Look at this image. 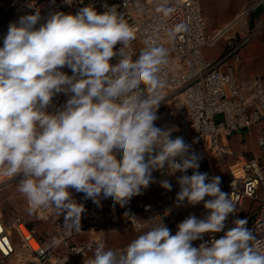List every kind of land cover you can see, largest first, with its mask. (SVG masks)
<instances>
[{"label": "clouds", "instance_id": "9594fccd", "mask_svg": "<svg viewBox=\"0 0 264 264\" xmlns=\"http://www.w3.org/2000/svg\"><path fill=\"white\" fill-rule=\"evenodd\" d=\"M156 12L167 17L174 8L164 0ZM41 19L38 10L21 16L0 47V175L20 177L17 190L29 211L51 207L79 230L85 209L69 189L98 206L103 197L123 207L156 182L154 171L179 172L177 204L195 206L210 197L204 202L209 215H190L175 235L162 218L158 224L157 217L144 220L135 229L146 230L124 250H106L98 241L86 264H264L245 219L235 220L210 246L192 244L223 231L236 205L221 190L220 177L198 171L200 158L183 137L155 126L167 49L145 41L133 60L137 30L115 7L98 14L90 5L75 15L56 12ZM116 56L118 62L110 63ZM65 66L71 76L61 71ZM59 93L69 98L49 112ZM159 183L171 191L169 180Z\"/></svg>", "mask_w": 264, "mask_h": 264}, {"label": "built area", "instance_id": "2783aa9c", "mask_svg": "<svg viewBox=\"0 0 264 264\" xmlns=\"http://www.w3.org/2000/svg\"><path fill=\"white\" fill-rule=\"evenodd\" d=\"M161 3L164 0H71V3L66 0H0V47H3L9 25L37 10L42 24L56 12L75 15L81 8L91 5L102 14L115 7L137 30V39L131 44L135 54L133 60L145 47V41L167 49L168 63L161 73L165 86L160 91L155 126L174 129L172 138L183 137L191 146L190 152L200 158L198 171L207 173L209 178L220 177L221 190L228 193L236 205L235 211L226 219L223 231L205 233L203 239L192 242L193 246L199 247L205 242L210 246L212 239L221 238L235 227V220L245 219L246 227L256 236L254 245L264 251V143H261L264 140V76L239 78L236 74L238 51L261 24L228 46L218 58L209 59L205 49L212 46L230 25L210 32L196 0H167V6L174 8L167 17L156 12ZM261 4L264 0L246 4L240 18L254 14ZM177 26H180L179 31ZM120 47L118 43L114 51ZM118 60L119 56L113 57L110 63L115 64ZM61 71L72 75L66 66ZM64 95L59 93L53 97L49 112L58 109ZM216 114L222 115L220 120L215 118ZM253 126L259 128L257 153L245 158L241 170L232 177L216 173L213 165L222 160L224 153L231 152L222 144L225 137ZM186 174L192 175V169ZM17 178L0 175V183ZM144 191L146 200L121 210L98 208L91 199L86 200L79 230L51 207L36 209L35 218L52 225L55 237L50 241L41 238L21 215L12 214L6 219L0 214V264H74L77 257L86 256L108 232L137 231L136 224L146 225L144 220L157 217L153 223H159L162 218L175 235L177 225L190 215L204 219L210 214L204 208V202L210 197L206 196L205 201L195 206L187 201L178 205L177 196L157 195L155 186ZM247 199H251V208L245 212ZM79 235L85 238H79Z\"/></svg>", "mask_w": 264, "mask_h": 264}, {"label": "crops", "instance_id": "0c3cea01", "mask_svg": "<svg viewBox=\"0 0 264 264\" xmlns=\"http://www.w3.org/2000/svg\"><path fill=\"white\" fill-rule=\"evenodd\" d=\"M205 17L207 27L210 32L218 29L230 27L227 29V35L222 39L216 41L212 47L205 49V55L209 59L218 58L223 51L230 45L237 43L247 32L253 31L261 24V27L252 35L251 39L243 45L239 53V63L236 74L239 78H247L253 75L264 76V10L258 16H251L248 19L240 18V13L244 6L256 0H196ZM259 132L258 126H253L247 130H241L227 135L222 142L226 150L230 153H224L220 162L213 165L216 173L223 175L226 178L236 175L242 168L245 158L257 153V134ZM155 183L149 186H155L157 195L163 197L177 196L180 186L177 183L179 172L175 175H166L161 171H154L152 173ZM167 179L171 183V191L165 190L160 186L159 181ZM72 192L73 199L78 203L84 205L88 199L84 198V193H77L74 189H69ZM142 189V194L131 198L129 203L123 207L114 203L112 198L100 199L98 208H115L118 210L135 205L138 201L147 199V195ZM57 215H60L57 213ZM30 225L36 230L38 235L48 241L55 237L52 225L49 221L38 220L29 217ZM158 224V223H157ZM142 228L140 232L145 231ZM140 232L134 230H119L111 231L103 235L100 241L106 245V250H114L117 253L124 250L127 245L135 239ZM79 238H85L79 235ZM95 248V246H94ZM94 248L86 255L76 258L74 264H86L87 260L93 257ZM49 264V263H44Z\"/></svg>", "mask_w": 264, "mask_h": 264}, {"label": "rangeland", "instance_id": "374dc122", "mask_svg": "<svg viewBox=\"0 0 264 264\" xmlns=\"http://www.w3.org/2000/svg\"><path fill=\"white\" fill-rule=\"evenodd\" d=\"M253 15L255 14L246 15L244 16L243 19H248L249 17ZM227 34L228 33L225 32L219 39H222ZM67 99H68V96H65V95L61 98L58 109L62 108V106L66 103ZM221 117H222L221 114H216L215 116L217 120H220ZM19 178L20 177H18L17 179H13V180L0 183V214L6 219H9L12 216V214H19L27 222L30 223L31 221L29 217L36 219L35 210L29 211V205L25 197L17 190V183H18ZM250 208H251V199H247L245 201L243 210L247 212Z\"/></svg>", "mask_w": 264, "mask_h": 264}, {"label": "water", "instance_id": "95a60500", "mask_svg": "<svg viewBox=\"0 0 264 264\" xmlns=\"http://www.w3.org/2000/svg\"><path fill=\"white\" fill-rule=\"evenodd\" d=\"M262 10H264V4L259 5L256 10L254 11L255 16H258Z\"/></svg>", "mask_w": 264, "mask_h": 264}]
</instances>
